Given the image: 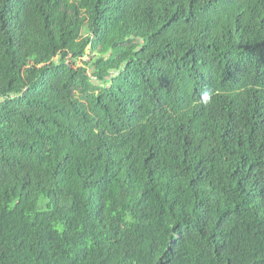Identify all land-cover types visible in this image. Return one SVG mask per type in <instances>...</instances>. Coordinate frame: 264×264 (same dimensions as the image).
Listing matches in <instances>:
<instances>
[{"label":"trees","instance_id":"16d2710c","mask_svg":"<svg viewBox=\"0 0 264 264\" xmlns=\"http://www.w3.org/2000/svg\"><path fill=\"white\" fill-rule=\"evenodd\" d=\"M0 100V264H264V0H0Z\"/></svg>","mask_w":264,"mask_h":264},{"label":"clouds","instance_id":"9594fccd","mask_svg":"<svg viewBox=\"0 0 264 264\" xmlns=\"http://www.w3.org/2000/svg\"><path fill=\"white\" fill-rule=\"evenodd\" d=\"M204 99H205L206 102L210 100V96H209L208 93L204 94Z\"/></svg>","mask_w":264,"mask_h":264},{"label":"rangeland","instance_id":"374dc122","mask_svg":"<svg viewBox=\"0 0 264 264\" xmlns=\"http://www.w3.org/2000/svg\"><path fill=\"white\" fill-rule=\"evenodd\" d=\"M87 60H89V59H87ZM83 64H84L83 62H80V63H79L80 66H84ZM0 101H1V100H0Z\"/></svg>","mask_w":264,"mask_h":264}]
</instances>
